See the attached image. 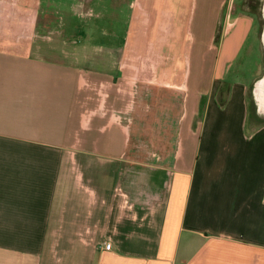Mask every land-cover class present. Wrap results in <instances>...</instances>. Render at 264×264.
Listing matches in <instances>:
<instances>
[{
    "label": "crops",
    "instance_id": "1",
    "mask_svg": "<svg viewBox=\"0 0 264 264\" xmlns=\"http://www.w3.org/2000/svg\"><path fill=\"white\" fill-rule=\"evenodd\" d=\"M241 1L132 0L109 69L0 37V264H264V111L232 74L264 0Z\"/></svg>",
    "mask_w": 264,
    "mask_h": 264
},
{
    "label": "rangeland",
    "instance_id": "2",
    "mask_svg": "<svg viewBox=\"0 0 264 264\" xmlns=\"http://www.w3.org/2000/svg\"><path fill=\"white\" fill-rule=\"evenodd\" d=\"M131 2L132 0H0V37L16 33L21 38H30L35 48H42L43 52L52 51L54 56H64L68 60L81 58L91 62L94 68L105 64L108 65L105 69H109V65L111 68L118 67L122 55L119 43L124 38L121 32L127 26ZM239 3H248L256 12L262 4L260 0H243ZM27 5L30 8L24 13ZM87 8L93 9V16L87 15ZM263 36L264 21L260 19L259 29H254L232 72L250 84V94L264 75ZM180 49V46L172 50L165 49L162 54L165 57L171 52L176 71L181 67V61L175 55V50ZM171 59L170 57L169 60ZM109 60L113 63H109ZM176 78L177 76L172 79L179 81ZM146 85L148 84L144 83ZM174 90L169 95V101L174 115L178 117L182 93L180 89ZM161 92L160 95H166L162 90ZM158 94L155 93L156 97ZM251 101L252 95L250 103Z\"/></svg>",
    "mask_w": 264,
    "mask_h": 264
},
{
    "label": "bare ground",
    "instance_id": "3",
    "mask_svg": "<svg viewBox=\"0 0 264 264\" xmlns=\"http://www.w3.org/2000/svg\"><path fill=\"white\" fill-rule=\"evenodd\" d=\"M264 37V36H263ZM264 43V39H263ZM255 88V95L257 97V102L259 103L260 110L264 111V76L260 78L256 83Z\"/></svg>",
    "mask_w": 264,
    "mask_h": 264
},
{
    "label": "trees",
    "instance_id": "4",
    "mask_svg": "<svg viewBox=\"0 0 264 264\" xmlns=\"http://www.w3.org/2000/svg\"><path fill=\"white\" fill-rule=\"evenodd\" d=\"M230 89L229 82H224L221 85L220 92H219V102L223 105L227 101L228 92Z\"/></svg>",
    "mask_w": 264,
    "mask_h": 264
},
{
    "label": "built area",
    "instance_id": "5",
    "mask_svg": "<svg viewBox=\"0 0 264 264\" xmlns=\"http://www.w3.org/2000/svg\"><path fill=\"white\" fill-rule=\"evenodd\" d=\"M111 247H112V244H111L110 242H108V243H106V244L104 245V248H105V249H108V250H110Z\"/></svg>",
    "mask_w": 264,
    "mask_h": 264
}]
</instances>
